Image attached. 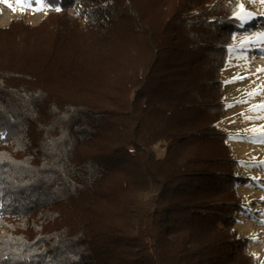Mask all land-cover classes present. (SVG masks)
Returning a JSON list of instances; mask_svg holds the SVG:
<instances>
[{
    "label": "trees",
    "instance_id": "trees-1",
    "mask_svg": "<svg viewBox=\"0 0 264 264\" xmlns=\"http://www.w3.org/2000/svg\"><path fill=\"white\" fill-rule=\"evenodd\" d=\"M240 4L50 0L0 26V264H258L220 125Z\"/></svg>",
    "mask_w": 264,
    "mask_h": 264
},
{
    "label": "rangeland",
    "instance_id": "rangeland-1",
    "mask_svg": "<svg viewBox=\"0 0 264 264\" xmlns=\"http://www.w3.org/2000/svg\"><path fill=\"white\" fill-rule=\"evenodd\" d=\"M10 3L15 11L0 0V26L9 25L18 13L37 25L47 12L54 10L48 4H29L28 0L23 4H16V0ZM263 12L264 0H241L235 14L239 28L223 71L227 113L220 122L239 160L237 172L246 177L239 184L246 205L237 228L248 237L258 264H264V107H260L264 105V71H259L264 69V40L258 39L264 34ZM154 149L159 156L164 154L162 146L155 145Z\"/></svg>",
    "mask_w": 264,
    "mask_h": 264
},
{
    "label": "snow or ice",
    "instance_id": "snow-or-ice-1",
    "mask_svg": "<svg viewBox=\"0 0 264 264\" xmlns=\"http://www.w3.org/2000/svg\"><path fill=\"white\" fill-rule=\"evenodd\" d=\"M3 2L5 4H7L9 7L13 8V10L15 11V7L13 6L12 3H10V0H3ZM36 2H40L43 5H47L48 3H50V0H28L29 4H34ZM24 0H16V4H23ZM59 10V9H58ZM250 15V14H248ZM247 39V38H246ZM258 39L264 40V34H261ZM259 71H264V69H260ZM260 107H264V105H261Z\"/></svg>",
    "mask_w": 264,
    "mask_h": 264
},
{
    "label": "bare ground",
    "instance_id": "bare-ground-1",
    "mask_svg": "<svg viewBox=\"0 0 264 264\" xmlns=\"http://www.w3.org/2000/svg\"><path fill=\"white\" fill-rule=\"evenodd\" d=\"M263 14H264V12H263ZM249 18V17H248ZM248 18H246V19H248ZM246 19H244V20H246ZM250 19V18H249Z\"/></svg>",
    "mask_w": 264,
    "mask_h": 264
}]
</instances>
